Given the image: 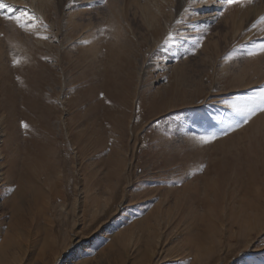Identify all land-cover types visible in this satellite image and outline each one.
<instances>
[{
    "label": "rangeland",
    "instance_id": "1",
    "mask_svg": "<svg viewBox=\"0 0 264 264\" xmlns=\"http://www.w3.org/2000/svg\"><path fill=\"white\" fill-rule=\"evenodd\" d=\"M2 2L0 264H264V0Z\"/></svg>",
    "mask_w": 264,
    "mask_h": 264
},
{
    "label": "snow or ice",
    "instance_id": "2",
    "mask_svg": "<svg viewBox=\"0 0 264 264\" xmlns=\"http://www.w3.org/2000/svg\"><path fill=\"white\" fill-rule=\"evenodd\" d=\"M240 2H241V0H226V3L228 5L238 4ZM7 7L8 6L6 4H4L2 2V0H0V9H5ZM44 38L46 39V37H44ZM262 50H264V49H262ZM13 63L15 64V63H17V61H14ZM258 110L259 111H264V101H262V105L260 106V108ZM256 111H257V109H250V110H248V116L250 117L251 115L255 114ZM24 127H27V125L25 124ZM225 134H227V133H225Z\"/></svg>",
    "mask_w": 264,
    "mask_h": 264
},
{
    "label": "bare ground",
    "instance_id": "3",
    "mask_svg": "<svg viewBox=\"0 0 264 264\" xmlns=\"http://www.w3.org/2000/svg\"><path fill=\"white\" fill-rule=\"evenodd\" d=\"M150 4V3H149ZM176 6V5H175ZM150 10H151V8H150ZM146 11V19L147 20H149L151 23H153V22H156V17L155 16H153L151 13L153 12V10H152V12H149V10L148 9H146L145 10ZM99 16V15H98ZM253 20V19H252ZM145 22H146V20H145ZM152 30V33L154 34H156V32H158L159 33V30H157L156 31V27H154L153 29H151ZM157 33V34H158ZM155 36V35H154ZM97 38V37H96Z\"/></svg>",
    "mask_w": 264,
    "mask_h": 264
}]
</instances>
